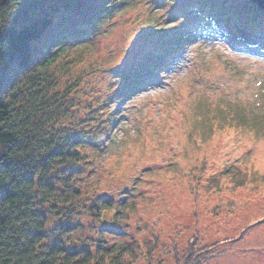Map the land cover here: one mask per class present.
Here are the masks:
<instances>
[{
  "label": "rangeland",
  "instance_id": "374dc122",
  "mask_svg": "<svg viewBox=\"0 0 264 264\" xmlns=\"http://www.w3.org/2000/svg\"><path fill=\"white\" fill-rule=\"evenodd\" d=\"M211 1L234 30L257 33L264 9L256 3ZM202 2L134 0L56 63L58 88L72 86L59 126L83 135L86 155L72 179L83 195L110 198L122 218L90 215L88 200L70 226L49 219L47 244L61 237L67 247H93L102 231L109 244L158 235L151 261L176 264L197 236L196 246L213 244L198 264H264V54L207 32L216 16L209 20L214 11ZM154 61L145 83H134ZM238 172L249 177L230 190L227 174ZM215 176L223 187L208 190Z\"/></svg>",
  "mask_w": 264,
  "mask_h": 264
},
{
  "label": "trees",
  "instance_id": "16d2710c",
  "mask_svg": "<svg viewBox=\"0 0 264 264\" xmlns=\"http://www.w3.org/2000/svg\"><path fill=\"white\" fill-rule=\"evenodd\" d=\"M133 1L0 0V264H134L139 258L153 264L158 235L143 242L128 238L109 244L102 231L95 246L78 248L65 246L61 237L53 238L51 244L45 241L51 217L70 226V214L86 207L88 200L90 215L100 219L112 210L122 218L110 198H89L72 179L71 168L86 158L81 152L83 135L59 126L70 112L67 97L72 86L58 88L53 71L59 59L69 55L74 41H92L99 26ZM202 3L211 9L214 5ZM221 6L231 9L224 3ZM262 19L252 23L255 29L264 28ZM230 20L219 22L218 32L232 41L235 33ZM153 63L145 71L146 66H140L134 83H145L142 79L158 65ZM247 174H227V188L243 185ZM221 187L220 176L206 186L208 190ZM196 241L197 236L189 239L187 249L175 253L176 264H198L204 251L213 246H196Z\"/></svg>",
  "mask_w": 264,
  "mask_h": 264
},
{
  "label": "water",
  "instance_id": "95a60500",
  "mask_svg": "<svg viewBox=\"0 0 264 264\" xmlns=\"http://www.w3.org/2000/svg\"><path fill=\"white\" fill-rule=\"evenodd\" d=\"M255 2L260 8H264V0H251Z\"/></svg>",
  "mask_w": 264,
  "mask_h": 264
},
{
  "label": "bare ground",
  "instance_id": "6f19581e",
  "mask_svg": "<svg viewBox=\"0 0 264 264\" xmlns=\"http://www.w3.org/2000/svg\"><path fill=\"white\" fill-rule=\"evenodd\" d=\"M188 41V38H186L185 40H184V43H186ZM229 41V40H228ZM230 43H232V41H229ZM181 50V49H180ZM179 50V51H180Z\"/></svg>",
  "mask_w": 264,
  "mask_h": 264
}]
</instances>
